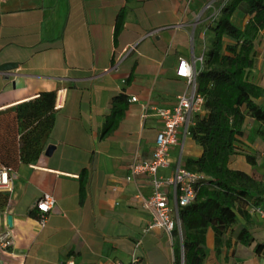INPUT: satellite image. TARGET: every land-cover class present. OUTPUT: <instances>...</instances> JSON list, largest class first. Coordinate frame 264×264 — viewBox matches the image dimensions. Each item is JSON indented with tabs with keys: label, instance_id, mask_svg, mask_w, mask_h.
Instances as JSON below:
<instances>
[{
	"label": "crops",
	"instance_id": "obj_1",
	"mask_svg": "<svg viewBox=\"0 0 264 264\" xmlns=\"http://www.w3.org/2000/svg\"><path fill=\"white\" fill-rule=\"evenodd\" d=\"M211 1L0 2V65H18L0 72V113L42 92H55L61 105L34 163L19 160L16 120L0 130V165L15 173L12 190H0V264H132L133 257L138 264H174L175 240L163 230L145 232L152 215L135 198L139 192L150 195L149 178L140 176L136 183L126 178L133 162L150 159L154 151L162 122L153 109L171 107L186 88L175 74L178 61L193 60L192 41ZM122 10L126 20L115 35ZM255 49L249 80L264 89L262 34ZM121 94L129 106L118 127L103 137L112 101ZM257 103L264 108V96ZM243 131L229 166L264 183V123L248 117ZM188 140L192 143L186 148ZM49 146L54 150L47 155ZM171 154L172 166L160 171L164 177L174 173L180 149ZM201 154L202 148L186 139L183 166L187 158ZM45 193L54 195L57 204L42 227L32 206ZM239 218V226L226 235L231 245L218 254L214 231L208 229L205 264H264V251H255L256 243L264 244V219ZM242 225L256 240L250 246L236 240Z\"/></svg>",
	"mask_w": 264,
	"mask_h": 264
},
{
	"label": "trees",
	"instance_id": "obj_2",
	"mask_svg": "<svg viewBox=\"0 0 264 264\" xmlns=\"http://www.w3.org/2000/svg\"><path fill=\"white\" fill-rule=\"evenodd\" d=\"M221 4L219 0L216 5ZM239 9L248 19L243 26L233 20ZM125 20L126 11L122 10L115 35L120 33ZM208 31L213 39L204 67L197 69L199 91L205 97V114L197 116L191 128V138L202 148V154L187 158L184 164L186 170L203 174L205 179L196 186L195 201L180 210L183 237L175 240L174 264H205L209 228L214 231L218 254L220 248L231 245L226 235L239 226V216L248 220L250 207L264 206L263 181L229 166L239 152L246 119L251 117L264 123V108L257 103L264 96V89L249 80L257 58L255 42L261 34L264 36V0H229ZM56 99L55 92H42L37 98L0 113L12 115L17 122L22 143L20 162L30 164L39 159L43 141L55 125ZM128 106L126 95L113 99L103 137L118 127ZM247 160L255 163L251 156ZM85 186L83 179L81 202ZM236 240L246 246L256 242L247 225L240 226ZM255 251L263 252L264 244L256 243Z\"/></svg>",
	"mask_w": 264,
	"mask_h": 264
},
{
	"label": "built area",
	"instance_id": "obj_3",
	"mask_svg": "<svg viewBox=\"0 0 264 264\" xmlns=\"http://www.w3.org/2000/svg\"><path fill=\"white\" fill-rule=\"evenodd\" d=\"M5 0H0V2ZM219 0H212L206 9H215ZM229 0H222L219 13L209 16V21L219 16L221 9ZM202 60V57L198 58ZM197 60L179 58L176 68V77L186 82L185 90L176 97L171 107H157L153 109V115L162 122V128L157 133L155 148L150 159L135 161L130 166V174L126 178L128 182H137L138 177L147 176L151 184V193L148 196L137 193L135 198L139 201L143 210L152 215V221L145 232L155 229L163 230L171 240H182L183 229L180 218V210L192 204L197 196V184L205 179L200 173H193L184 168L182 154L186 139L191 137V128L195 125L197 116L204 115L205 97L199 91L197 81ZM59 96L56 99L55 109L60 108ZM136 102L137 98L131 99ZM144 115V118L148 117ZM180 149V157L176 161V168L171 176L164 177L160 171L169 169L173 164L172 150ZM264 155V152H263ZM15 178L14 170L0 165V190L11 191ZM57 200L54 195L45 193L35 201L32 206L37 211V221L42 227L47 223L48 217L54 212ZM251 215H258L264 219V208L252 206L249 209ZM139 259L133 257L132 264H138ZM73 264V262L71 263ZM121 264V263H116Z\"/></svg>",
	"mask_w": 264,
	"mask_h": 264
},
{
	"label": "rangeland",
	"instance_id": "obj_4",
	"mask_svg": "<svg viewBox=\"0 0 264 264\" xmlns=\"http://www.w3.org/2000/svg\"><path fill=\"white\" fill-rule=\"evenodd\" d=\"M215 9H207L206 13L203 15L202 19H205V21L201 24L200 28H199V34H203L202 37H200L199 34L195 35V38L192 41V58L193 60H197V65H198V70L202 69L205 65V59H206V55L208 54L209 48H210V43L211 40L213 39V35L211 32L208 31V26L212 25V21H209V19H207V17L209 15H211L213 13V11L215 13H219V8L218 6H215ZM246 16H244V14L242 13V11L239 9L233 17V20L236 24L243 26L245 21H246ZM207 20L209 21V24L207 23ZM226 42H229L230 40L226 39ZM196 57L200 58L202 57V60L196 59ZM11 119L12 117L9 114H1L0 115V130L4 129V127H6L7 125H9L11 123ZM190 143H192L191 140H188L186 142V148H189ZM1 144V142H0ZM19 150L21 149L22 143L21 141H19ZM2 153V152H1ZM9 156V154L7 153H2V156ZM11 155V154H10Z\"/></svg>",
	"mask_w": 264,
	"mask_h": 264
},
{
	"label": "water",
	"instance_id": "obj_5",
	"mask_svg": "<svg viewBox=\"0 0 264 264\" xmlns=\"http://www.w3.org/2000/svg\"><path fill=\"white\" fill-rule=\"evenodd\" d=\"M18 65L16 63H5L0 65V72H8V71H12L15 68H17ZM54 150L53 146H49V148L47 149V155H50ZM11 217L8 218L9 224H11Z\"/></svg>",
	"mask_w": 264,
	"mask_h": 264
}]
</instances>
